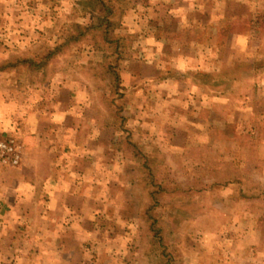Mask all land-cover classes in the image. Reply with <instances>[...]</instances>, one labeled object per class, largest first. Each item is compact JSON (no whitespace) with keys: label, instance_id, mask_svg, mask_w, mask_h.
<instances>
[{"label":"rangeland","instance_id":"rangeland-1","mask_svg":"<svg viewBox=\"0 0 264 264\" xmlns=\"http://www.w3.org/2000/svg\"><path fill=\"white\" fill-rule=\"evenodd\" d=\"M121 6V32L131 36L121 99L110 78H95L104 62L96 44L54 57L45 79L0 71V114L14 107L29 120L0 135L16 151L0 157L11 204L4 211L0 202V264H147L142 212L155 203L166 216L191 199L209 206L165 241L172 264L248 251L264 261V68L255 67L264 65V0ZM97 11L87 0H0V66L43 60L65 35L95 24ZM238 63L243 81L226 91L192 79ZM26 180L30 196L18 200ZM43 184L54 198L39 196Z\"/></svg>","mask_w":264,"mask_h":264},{"label":"trees","instance_id":"trees-1","mask_svg":"<svg viewBox=\"0 0 264 264\" xmlns=\"http://www.w3.org/2000/svg\"><path fill=\"white\" fill-rule=\"evenodd\" d=\"M97 5L99 11L96 12L97 21L95 24L85 28L77 33H69L64 36L63 40L47 54V56L37 61L32 58H18L13 62L4 61L0 66V71H6L10 68H16L20 78L32 79L33 76H39L42 79L47 78L51 73V62L57 55H64L67 51L83 43L96 44L104 52V62L96 71V79H99V71L104 77L111 79L108 89L121 99V73L119 66L123 62L126 51L124 47L131 40V36L121 32L124 9L121 6V0H87ZM241 64H233L228 68L204 72L198 71L193 76V81L202 88L218 89L223 91L235 87L237 83L243 81L241 75H238L237 68ZM256 68L263 69L264 65L257 64ZM118 115V114H117ZM122 117V116H121ZM122 119H125V117ZM123 138L127 145L134 149L132 141L129 139L128 130L124 129ZM140 158H146L148 155L137 151ZM147 162V160L145 161ZM151 194V192H150ZM152 200L155 199V191L152 190ZM247 197V196H246ZM155 203L151 204L141 214L144 221L147 237L150 238L146 251L147 264H172L175 260L173 251H169L165 245L166 240L172 241V237L180 229L185 220L194 219L199 215L206 213V204L193 201L192 199L186 205H174L173 211L166 216L155 215ZM173 242V241H172Z\"/></svg>","mask_w":264,"mask_h":264},{"label":"crops","instance_id":"crops-1","mask_svg":"<svg viewBox=\"0 0 264 264\" xmlns=\"http://www.w3.org/2000/svg\"><path fill=\"white\" fill-rule=\"evenodd\" d=\"M5 50H6V48H5ZM8 50V49H7ZM13 105V103H11V104H7L6 105V107H7V109H10L11 107H13L12 106ZM9 106H11V107H9ZM14 107H13V109H12V111H3L2 112V114H0V135L1 134H3V133H9V134H14V132H16V131H19V133L22 131V130H27V127H28V124H26L29 120L27 119V113L25 114V112H23V111H20V110H18V111H14ZM52 116H56L55 115V113H53V114H51V117ZM57 117V116H56ZM55 117V118H56ZM50 120L52 121V122H54V124H55V121L53 120V118H50ZM40 127H41V130H43L44 128H46L47 126L45 125H40ZM79 127V125H77V128ZM74 128V126H72V129H68L69 131L71 130V131H74L75 130V128ZM2 182H3V180H2ZM2 185H0V202L2 203L3 202V207H4V211L6 210L7 211V208L6 207H8V208H11V204H9V202H10V200H9V198H7L6 196H7V194H6V191L4 192V189H3V183H1ZM27 186H31L30 185V183H28V181L26 180L24 183L22 182L20 185H19V189H17V192H18V195H16V196H18L17 198H18V200L19 199H22L24 196H30V195H28V193L26 194V192H24L23 191V189H27ZM41 189H40V191L38 192V194H39V196L40 197H45V196H48V194H50L51 196H52V198H54L55 197V191H53V190H51L50 192H48L45 188H46V185H41V187H40ZM37 196V195H36ZM4 197L6 198V199H4ZM44 199V198H43ZM44 201L45 200H41V201H39V203L41 204V206L43 207V205L42 204H44ZM58 201V200H57ZM15 202V201H14ZM59 202V201H58ZM62 203H63V201H62ZM60 204V203H59ZM57 205L58 207L60 206V205ZM64 204V203H63ZM9 205V206H8ZM67 206L68 205H66V206H63L64 208H67ZM13 209V208H12ZM58 219V218H57ZM52 220H53V218H52ZM215 256H217V257H214L215 258V260L213 259V261H212V263L213 264H217L218 263V260H219V258L220 259H222L221 257H220V255H215ZM222 257H223V255H221ZM226 257H228V256H225L224 258H226ZM189 258H190V256H189ZM193 258V257H192ZM196 260H195V262H200V264H211V263H208V262H206L205 261V263H204V261H202V259H197V258H195ZM238 259V260H237ZM223 260H228L227 262H225V261H223ZM234 260H236L237 261V263H240V264H264V261H261V262H259V263H256L255 262V260H256V257H255V255H254V253H250L249 251H248V253H247V255H244V258H242V257H240V259L239 258H233L232 259V257H230V258H228V259H222V261H220V264H237L236 262H234ZM189 262L190 263H192L193 262V259H191V260H189Z\"/></svg>","mask_w":264,"mask_h":264},{"label":"built area","instance_id":"built-area-1","mask_svg":"<svg viewBox=\"0 0 264 264\" xmlns=\"http://www.w3.org/2000/svg\"><path fill=\"white\" fill-rule=\"evenodd\" d=\"M14 152L16 151L12 141L10 143H0V157H6L7 155Z\"/></svg>","mask_w":264,"mask_h":264}]
</instances>
